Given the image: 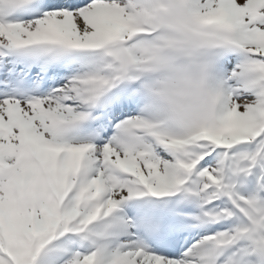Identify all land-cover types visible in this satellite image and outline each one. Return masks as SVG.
<instances>
[{
  "label": "snow or ice",
  "instance_id": "6c2138e0",
  "mask_svg": "<svg viewBox=\"0 0 264 264\" xmlns=\"http://www.w3.org/2000/svg\"><path fill=\"white\" fill-rule=\"evenodd\" d=\"M0 264H264V0H0Z\"/></svg>",
  "mask_w": 264,
  "mask_h": 264
}]
</instances>
